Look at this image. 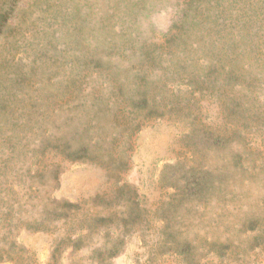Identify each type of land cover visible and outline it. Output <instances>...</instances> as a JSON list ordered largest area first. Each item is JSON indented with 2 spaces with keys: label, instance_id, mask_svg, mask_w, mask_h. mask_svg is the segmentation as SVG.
Masks as SVG:
<instances>
[{
  "label": "rangeland",
  "instance_id": "1",
  "mask_svg": "<svg viewBox=\"0 0 264 264\" xmlns=\"http://www.w3.org/2000/svg\"><path fill=\"white\" fill-rule=\"evenodd\" d=\"M6 8L0 264H264V0Z\"/></svg>",
  "mask_w": 264,
  "mask_h": 264
},
{
  "label": "trees",
  "instance_id": "2",
  "mask_svg": "<svg viewBox=\"0 0 264 264\" xmlns=\"http://www.w3.org/2000/svg\"><path fill=\"white\" fill-rule=\"evenodd\" d=\"M11 3H12V1H11ZM4 4V3H3ZM1 8H2V6H1ZM10 9H8V8H6V9H4L3 10V13H2V15L0 14V29H1V27H2V20H3V18H4V13H7L8 11H9ZM6 15V14H5Z\"/></svg>",
  "mask_w": 264,
  "mask_h": 264
}]
</instances>
